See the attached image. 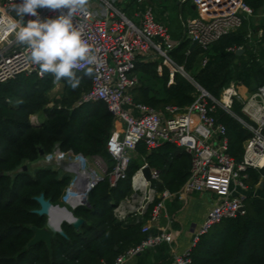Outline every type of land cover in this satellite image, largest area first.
I'll use <instances>...</instances> for the list:
<instances>
[{
	"label": "trees",
	"instance_id": "1",
	"mask_svg": "<svg viewBox=\"0 0 264 264\" xmlns=\"http://www.w3.org/2000/svg\"><path fill=\"white\" fill-rule=\"evenodd\" d=\"M241 1L251 10V15L259 13L264 3L263 0ZM123 2V8L116 6L127 18L142 9L136 0ZM249 19L250 16L239 28L203 51L197 47L188 51L189 42L179 39L167 56L182 68L185 77L173 73L169 85L168 69L160 64V58L136 60L133 73L137 84L129 91L132 101L162 113L166 106L182 109L191 104L197 88L215 100L230 82L249 92L258 87L264 89V18H260L257 25L259 36L249 26ZM246 46L242 54H234L237 48ZM85 73L76 72L83 79L75 90L65 79L55 82L50 73L40 77L18 75L0 84V264H113L118 255L145 237L140 234L138 224L118 223L111 215L113 206L129 193L130 177L142 159L148 167L158 171V181L151 182L158 192L165 190L175 194L188 176L189 156L181 149L162 143L146 152L140 141L135 156L129 160L125 178L116 181L113 187H108L105 179L97 182L86 194L87 206L71 211L82 220L77 230L62 224L64 237L53 234L49 250L43 242L26 248L32 237L29 227L45 225V217L33 213L38 209L33 198L42 194L44 200L57 204L70 176L48 165L32 171H17L21 165L35 162L39 151L42 156L47 155L54 147L60 152L99 157L108 166L111 164L104 149L113 129L111 115L101 101L77 104L89 90V75ZM55 83L62 85V92L57 99L49 100L47 92ZM230 112L250 124L235 99ZM35 113H41L42 119L33 126L29 118ZM211 115L225 128L227 155L239 161L249 131L218 107H214ZM246 175V184L251 189L258 173L248 169ZM258 189L261 196L243 200V215L222 219L197 237L187 251L188 264H264V184ZM173 200L166 205L167 209L177 202ZM135 258V264H170L165 244L145 250Z\"/></svg>",
	"mask_w": 264,
	"mask_h": 264
},
{
	"label": "built area",
	"instance_id": "2",
	"mask_svg": "<svg viewBox=\"0 0 264 264\" xmlns=\"http://www.w3.org/2000/svg\"><path fill=\"white\" fill-rule=\"evenodd\" d=\"M146 1L136 0L137 4L142 5V9L136 13L137 24L127 19L110 0H89L87 14L77 13L73 18V23L84 29V39L93 47L97 57L95 64H82L76 70L87 72L88 68L92 69L89 90L77 104L101 101L113 123L118 124L117 128L111 130L104 145L111 164L108 166L98 159L99 177L85 170L87 159L80 154L60 152L54 147L51 153L42 158L45 165H51L54 161L65 165L66 170L62 173H67L70 180L60 198L64 208L73 210L84 206L86 194L97 182L105 179L108 187H113L116 181L125 178L129 160L135 156L138 142L144 143L146 152L162 143L181 149L189 156L190 166L186 180L175 194L156 190L151 182L158 181V171L148 167L143 159L131 175L129 193L113 206L111 215L118 223L138 224L140 234L145 237L118 255L113 264L134 259L136 255L160 244L166 245L170 264H188L189 249L177 253L168 223H161L164 204L172 198L183 202L191 193L212 196V203L197 233L191 238L189 248L210 225L244 214L243 200L254 186L259 188L264 184V89L258 87L250 95L240 97L234 83L230 82L222 89L219 99L215 100L197 88V95L191 104L182 109L166 106L162 113L133 102L129 91L137 84L133 68L138 58H160V64L168 69L167 85L172 83L173 73L185 77L182 68L174 65L167 56V52L177 46L179 40L169 37L166 27L155 20L153 9ZM176 1L188 2L195 12V17L182 22L180 39L187 40L189 44L196 41V47L202 51L239 28L242 21L252 14L241 0ZM15 3H21V0H0V84L18 75L41 76L39 66L29 59L28 47L18 43L15 33L9 30L12 21L20 20L13 9ZM37 12L43 21L57 18L61 12L66 14L67 9L38 8ZM23 19L27 23L37 17L25 15ZM259 33L258 30L256 35L259 36ZM246 39L250 40V32L246 34ZM156 71H160V65ZM233 99L239 102L240 112L250 122L247 124L239 119L250 136L244 141L241 159L237 162L226 153L224 126L211 115L214 107L232 115L230 107ZM144 167L149 168L148 181L141 174ZM248 169L258 173L257 182L251 189L246 184ZM82 171L86 173L81 178L84 200L69 207L64 198L71 190L77 173ZM87 172H92L93 176Z\"/></svg>",
	"mask_w": 264,
	"mask_h": 264
},
{
	"label": "clouds",
	"instance_id": "3",
	"mask_svg": "<svg viewBox=\"0 0 264 264\" xmlns=\"http://www.w3.org/2000/svg\"><path fill=\"white\" fill-rule=\"evenodd\" d=\"M89 0H21L13 9L20 18L12 21L9 30L16 41L29 50V59L39 66L41 75L50 73L55 82L65 79L68 86L77 89L83 77L76 74L82 64L93 65L97 57L93 47L84 39V29L73 23L77 13L87 14ZM38 8L67 9L54 19L41 21ZM37 17L24 22V16ZM86 75L92 74L88 68Z\"/></svg>",
	"mask_w": 264,
	"mask_h": 264
},
{
	"label": "crops",
	"instance_id": "4",
	"mask_svg": "<svg viewBox=\"0 0 264 264\" xmlns=\"http://www.w3.org/2000/svg\"><path fill=\"white\" fill-rule=\"evenodd\" d=\"M147 4L150 3V0L146 1ZM188 2L179 3L176 0H154V7L156 10V19L157 22L163 24L169 37L173 40H179L182 36V22L195 15L194 9L191 8V5L188 3L189 8L184 10L183 5ZM151 5V4H149ZM119 11V7L113 5ZM152 6V5H151ZM175 11V20L174 22L171 19V12ZM121 12V11H120ZM137 12H133L130 18L134 23H138V18L136 17ZM264 14V3L262 10L259 11L256 15L253 14L250 16L249 19V26L253 29L257 30V25L259 23L260 18H263L262 15ZM139 61H147V60H154V59H140ZM157 68V67H156ZM157 72V71H156ZM157 72V74H159ZM60 89V94L62 92V85L60 83H55L50 91L53 89ZM234 88L236 93L240 97H246L250 95L252 92H249L245 87L241 85L234 84ZM59 94V95H60ZM118 124L113 123V128H117ZM174 198L167 200L164 204V213L161 216V223H168V229L173 238V245L177 253H183L189 249L190 240L195 235L199 229V226L205 216L206 211L208 210L210 204L212 203V196L211 195H201L198 193H191L186 197L183 202H176L174 206H169L166 208L167 204L173 202ZM198 207L202 214L199 215L201 218L200 221L195 219V208ZM187 219V220H186ZM136 258L128 259L122 262V264H135Z\"/></svg>",
	"mask_w": 264,
	"mask_h": 264
},
{
	"label": "water",
	"instance_id": "5",
	"mask_svg": "<svg viewBox=\"0 0 264 264\" xmlns=\"http://www.w3.org/2000/svg\"><path fill=\"white\" fill-rule=\"evenodd\" d=\"M191 8L194 9L193 6H191ZM196 46H197V42L192 41L188 45L187 50L191 51ZM247 48L248 47L246 46L244 49L243 48L237 49L235 50L234 54L238 56L242 54L244 50ZM231 116L234 117L240 123V120L238 118H236L233 115ZM39 155H41L40 151H39ZM55 166H56L55 170H58L61 172L66 170V167L62 162H57ZM25 169H26L25 165H21L17 171H24ZM141 174L146 181L149 180V168L148 167H144L141 170ZM33 200L38 205V209L34 210L33 213L37 216H44L45 225L43 228H35L32 226L29 227V230L32 233V237L26 243V248L38 242H43L46 249L49 250L50 240L53 234H58L59 236L64 237V234L60 228L62 224L69 225L74 230H77L82 225V220L80 218L74 217L71 212L72 210L68 211L64 207H59V206L50 204L47 200H44L42 194H39L37 197H34ZM84 202H85L84 206H87L86 197H85Z\"/></svg>",
	"mask_w": 264,
	"mask_h": 264
},
{
	"label": "rangeland",
	"instance_id": "6",
	"mask_svg": "<svg viewBox=\"0 0 264 264\" xmlns=\"http://www.w3.org/2000/svg\"><path fill=\"white\" fill-rule=\"evenodd\" d=\"M110 1L112 2V5H118L120 8H123V3H124L123 0H110ZM152 3L154 4V0H150L149 4L152 5V6L151 5L150 6L153 9V15L155 17V20L158 21L156 19V10H155V7H154V5ZM183 7H184V10H187L189 8L188 3H185L183 5ZM170 15L172 16L170 20H172L174 22L175 15H176L175 11H172ZM192 17H195V15H193V16H191L189 18H192ZM221 92H220V95H221ZM59 94H60V89L59 88L55 89V90L53 89V91L47 92V98L49 100L57 99L59 97ZM41 119H42L41 113H35L34 115H32L30 117V122H31L32 125H36L38 123L37 121H39ZM86 159H87V163H86V166H85V170L86 171H92L94 174H96L97 176L100 177L101 176V172H100V167L98 166V159H100V160H102V159L99 158V157H86ZM57 162H59V161H54L53 162L54 164L52 163L51 165H48V166H51V168L55 170L56 169L55 165H56ZM102 162L106 163L103 160H102ZM24 165L26 167V170H28V171H32L33 169H35L37 167L46 166L43 163L42 155H40L39 158L35 162H33L31 164H24ZM92 172H87V174L89 176H93ZM259 196H261V194L259 192V189L257 187H255V186L253 187V189L247 195L248 198L259 197ZM54 205L59 206V207H64V204L61 201V198L59 199L57 204H54ZM65 209L69 211V209L67 207ZM194 213H195V219H197V221H200L201 218L199 217V215L202 214V211L198 207H196Z\"/></svg>",
	"mask_w": 264,
	"mask_h": 264
},
{
	"label": "bare ground",
	"instance_id": "7",
	"mask_svg": "<svg viewBox=\"0 0 264 264\" xmlns=\"http://www.w3.org/2000/svg\"><path fill=\"white\" fill-rule=\"evenodd\" d=\"M83 173H84L83 171H82V173L81 172L77 173L78 175H77V177H76V179L72 185L71 190L68 191V193L66 194V197L64 198L65 203L69 207H72V206H75L79 203H82L84 200V194L82 191L84 189V186L82 185V179L81 178H83L86 173L85 174H83Z\"/></svg>",
	"mask_w": 264,
	"mask_h": 264
}]
</instances>
